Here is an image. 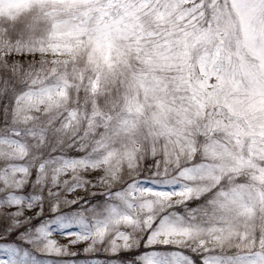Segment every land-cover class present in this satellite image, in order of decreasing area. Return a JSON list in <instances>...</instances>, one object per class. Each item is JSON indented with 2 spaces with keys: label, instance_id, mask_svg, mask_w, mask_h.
<instances>
[{
  "label": "snow or ice",
  "instance_id": "snow-or-ice-1",
  "mask_svg": "<svg viewBox=\"0 0 264 264\" xmlns=\"http://www.w3.org/2000/svg\"><path fill=\"white\" fill-rule=\"evenodd\" d=\"M0 264H264V0H0Z\"/></svg>",
  "mask_w": 264,
  "mask_h": 264
},
{
  "label": "rangeland",
  "instance_id": "rangeland-1",
  "mask_svg": "<svg viewBox=\"0 0 264 264\" xmlns=\"http://www.w3.org/2000/svg\"><path fill=\"white\" fill-rule=\"evenodd\" d=\"M54 238L57 239L60 243H65L66 242L65 238H63V237L54 236Z\"/></svg>",
  "mask_w": 264,
  "mask_h": 264
}]
</instances>
